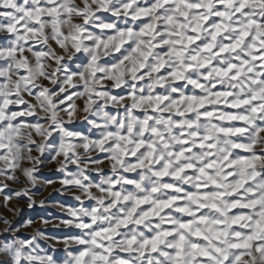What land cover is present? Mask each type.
Instances as JSON below:
<instances>
[{
  "label": "snow or ice",
  "instance_id": "6c2138e0",
  "mask_svg": "<svg viewBox=\"0 0 264 264\" xmlns=\"http://www.w3.org/2000/svg\"><path fill=\"white\" fill-rule=\"evenodd\" d=\"M61 157L19 264H264V0H0L3 202Z\"/></svg>",
  "mask_w": 264,
  "mask_h": 264
},
{
  "label": "rangeland",
  "instance_id": "374dc122",
  "mask_svg": "<svg viewBox=\"0 0 264 264\" xmlns=\"http://www.w3.org/2000/svg\"><path fill=\"white\" fill-rule=\"evenodd\" d=\"M118 91V90H114ZM76 104L83 107V99L76 100ZM79 123V122H78ZM241 125L243 122H239ZM36 154V153H34ZM102 158V157H101ZM45 160L50 159L49 156L44 157ZM59 159H62L59 158ZM56 162L44 163L39 167V179L43 181L44 179H51L54 181L53 184L48 186H43L42 184H37L35 187L32 185H27L31 189L32 199L36 201L35 204L29 206L30 202L27 197L24 198H12L8 201L7 204L3 202V195H0V217H6L9 221L14 223L15 228H21L22 225H25L27 222H32V227L42 230L45 235L52 236L57 235L58 238L62 234L60 229H54L51 227L44 228L42 222L44 220H51L54 218L59 219H68V214L62 212L55 205H64L65 207H78L80 206L78 202H75L73 195H68L67 191L72 189L75 191V188H65L60 184V180L63 178L62 175L57 171ZM69 171H73V167L69 165ZM0 179H3L0 177ZM23 176L21 175V181L23 182ZM12 189H19L23 187V183L16 184L11 181H8ZM78 194V193H77ZM41 199L45 200V204L41 205L39 201ZM4 222L0 219V229H3ZM32 227L28 229L21 228V231L17 232L16 235L22 238H31ZM8 238H11V232L7 234ZM0 241L4 243L8 242V239L5 238V233L0 232ZM41 247H46L44 241H40Z\"/></svg>",
  "mask_w": 264,
  "mask_h": 264
},
{
  "label": "clouds",
  "instance_id": "9594fccd",
  "mask_svg": "<svg viewBox=\"0 0 264 264\" xmlns=\"http://www.w3.org/2000/svg\"><path fill=\"white\" fill-rule=\"evenodd\" d=\"M75 103H76V101H75ZM112 107H113L112 105H108L105 102H101L100 108L97 109L96 113H95V118H96L98 123L104 124V123L107 122L104 119V117H107V116L115 117L118 114L116 111L109 112V109L112 108ZM116 107L118 108L119 106H116ZM77 112H78V115L73 117L74 120L88 116V113L83 112L80 108H77ZM90 131H91V129L89 128L85 133H83V135L87 136L88 132H90ZM78 151H80V149H78ZM55 162H56L57 167H59L63 163V160L57 158V160ZM0 166H2V165H0ZM78 192H79L78 189H75V191H73L72 189H69L67 191V194L68 195H75ZM81 198H84V197L82 196ZM55 206L58 207L59 210L62 211V212L68 213V211H69V207H65L62 204L55 205ZM76 210L78 212H81L82 211V207L78 206V207H76ZM4 225L5 226L3 227V229H0V232H3V233L4 232H9V222L5 221ZM42 226L44 228L51 227V228H54V229H62V228L65 229V228L68 227V225H65L63 223V219H59V218H54V219H51V220H44L42 222ZM29 227H32V222L31 221H29L25 225L21 226V228H23V229H28ZM21 228L11 229V231H10L11 232V238H14V239L9 238L7 243H4L3 241H0V245H3L2 247H0V259L5 260L6 262H10V264H19L18 259L16 258L17 254L19 253V249L15 248V249H12L11 251H8L7 249L12 248L13 244L23 245V238L16 235L17 232L21 231ZM36 231H37V229L35 227H32V232H31V238L30 239L32 240V242L34 244L39 246V241L36 240L34 238V236L32 235V234H35ZM41 235H42V237L45 240H47L50 237L48 235H45V233H43Z\"/></svg>",
  "mask_w": 264,
  "mask_h": 264
},
{
  "label": "crops",
  "instance_id": "0c3cea01",
  "mask_svg": "<svg viewBox=\"0 0 264 264\" xmlns=\"http://www.w3.org/2000/svg\"><path fill=\"white\" fill-rule=\"evenodd\" d=\"M71 199H74V197H71ZM61 231H62V233H64V232H66L67 231V229H60Z\"/></svg>",
  "mask_w": 264,
  "mask_h": 264
}]
</instances>
